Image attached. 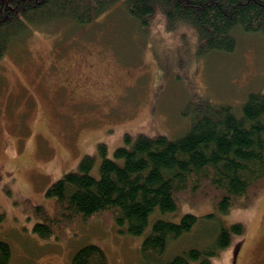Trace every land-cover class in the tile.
I'll return each instance as SVG.
<instances>
[{"label":"rangeland","instance_id":"obj_1","mask_svg":"<svg viewBox=\"0 0 264 264\" xmlns=\"http://www.w3.org/2000/svg\"><path fill=\"white\" fill-rule=\"evenodd\" d=\"M148 30H139L116 5L81 26L62 21L29 29L2 56L0 240L10 246L8 264H70L73 253L91 243L103 249L108 264H155L142 259L140 246L156 218L177 221L186 212L214 210L209 201L181 202L174 212L155 208L144 231L134 235L114 220L104 226L101 217L79 222L61 237L42 239L32 231L39 218L25 200L52 214L55 200L46 188L87 154L94 157L90 173L97 176L99 144L120 163L113 149L130 146L137 134H185L200 96L239 114L249 91L264 86L260 32L238 28L234 51L200 55L192 28L168 31L157 13ZM221 220L228 228L240 222L244 230L231 233L230 245L211 264H264V188L251 204L233 206ZM193 240L194 233L180 237L165 256Z\"/></svg>","mask_w":264,"mask_h":264},{"label":"trees","instance_id":"obj_2","mask_svg":"<svg viewBox=\"0 0 264 264\" xmlns=\"http://www.w3.org/2000/svg\"><path fill=\"white\" fill-rule=\"evenodd\" d=\"M116 5L142 32H149L157 13L168 31L192 28L200 55L234 51L238 28L264 36V0H0V60L29 29L62 21L81 26ZM196 105L185 134L174 139L159 132L137 134L130 146L113 149L120 163L108 158L105 145L99 144L103 157L97 176L90 173L94 157L87 154L75 170L46 188L55 200L52 214L26 199L25 206L39 218L34 234L61 237L94 217H101L104 226L114 220L120 230L140 234L155 208L174 212L181 202L194 206L209 201L214 210L200 216L186 212L177 221L156 218L140 251L145 262L155 264H211L230 245L231 233L244 230L240 222L226 227L221 215L233 206L251 204L264 188V86L249 91L239 114L231 105L203 96ZM189 233H194L189 247L165 256L172 243ZM10 253L8 243L0 240V264H8ZM70 264L108 263L103 249L91 243L80 246Z\"/></svg>","mask_w":264,"mask_h":264},{"label":"flooded vegetation","instance_id":"obj_3","mask_svg":"<svg viewBox=\"0 0 264 264\" xmlns=\"http://www.w3.org/2000/svg\"><path fill=\"white\" fill-rule=\"evenodd\" d=\"M235 256V255H234Z\"/></svg>","mask_w":264,"mask_h":264}]
</instances>
